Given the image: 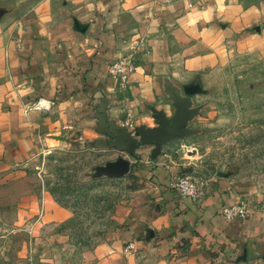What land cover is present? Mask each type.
<instances>
[{"label": "crops", "instance_id": "0c3cea01", "mask_svg": "<svg viewBox=\"0 0 264 264\" xmlns=\"http://www.w3.org/2000/svg\"><path fill=\"white\" fill-rule=\"evenodd\" d=\"M15 4L0 1V191L48 147L104 152L111 172L145 179L153 209L121 227L106 253L81 264H264V203L211 183L201 200L184 198L170 186L178 173L160 160L168 100L191 75L218 65L225 41L238 39L246 16L239 5L43 0L42 13ZM126 55L135 69L117 88L107 68ZM38 99L51 108L27 107ZM241 202L247 216L221 214Z\"/></svg>", "mask_w": 264, "mask_h": 264}, {"label": "rangeland", "instance_id": "374dc122", "mask_svg": "<svg viewBox=\"0 0 264 264\" xmlns=\"http://www.w3.org/2000/svg\"><path fill=\"white\" fill-rule=\"evenodd\" d=\"M43 13V0H0ZM241 32L212 69L191 75L168 100L160 160L216 188L264 203V0H234ZM110 156L51 146L0 191V264H81L118 230L152 211L145 179L111 172Z\"/></svg>", "mask_w": 264, "mask_h": 264}, {"label": "built area", "instance_id": "2783aa9c", "mask_svg": "<svg viewBox=\"0 0 264 264\" xmlns=\"http://www.w3.org/2000/svg\"><path fill=\"white\" fill-rule=\"evenodd\" d=\"M134 59L131 55L121 56L113 60L108 68V74L114 80L117 88H123L127 84L129 75L134 71ZM51 104L47 100L38 99L27 105L29 109H36L39 111H48L51 108ZM207 182L203 183L196 178L181 174L177 175L171 182V187L184 198H188L192 201L201 200L207 193ZM221 214L227 219H233L236 217H245L248 214V205L246 202L239 204L225 205L221 208ZM131 245L125 247V251H129Z\"/></svg>", "mask_w": 264, "mask_h": 264}]
</instances>
